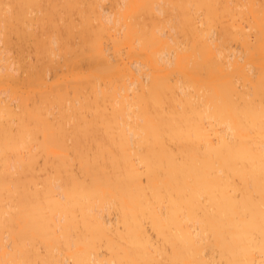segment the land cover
I'll return each instance as SVG.
<instances>
[{
	"label": "bare ground",
	"instance_id": "6f19581e",
	"mask_svg": "<svg viewBox=\"0 0 264 264\" xmlns=\"http://www.w3.org/2000/svg\"><path fill=\"white\" fill-rule=\"evenodd\" d=\"M0 264H264V0H0Z\"/></svg>",
	"mask_w": 264,
	"mask_h": 264
}]
</instances>
